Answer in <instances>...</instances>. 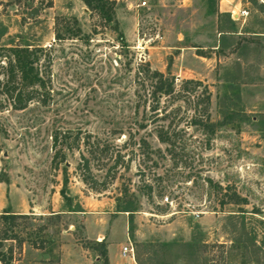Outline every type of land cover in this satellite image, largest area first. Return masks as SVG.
<instances>
[{
	"label": "rangeland",
	"instance_id": "rangeland-1",
	"mask_svg": "<svg viewBox=\"0 0 264 264\" xmlns=\"http://www.w3.org/2000/svg\"><path fill=\"white\" fill-rule=\"evenodd\" d=\"M138 1H112L114 30L81 0H0V46L42 47L46 79L43 101L14 110L0 69V213L24 214L0 218L16 239L0 249L55 264L61 244L97 255L107 234L137 264H264V40L245 33L264 30V0ZM146 67L205 85L206 125L186 91L151 110ZM116 203L134 205L129 222Z\"/></svg>",
	"mask_w": 264,
	"mask_h": 264
},
{
	"label": "trees",
	"instance_id": "trees-1",
	"mask_svg": "<svg viewBox=\"0 0 264 264\" xmlns=\"http://www.w3.org/2000/svg\"><path fill=\"white\" fill-rule=\"evenodd\" d=\"M81 2L90 10H93L96 15L103 21V23H113V29L116 30V22L113 17V2L110 0H81ZM69 35L77 36L79 34V28L74 26L73 29L68 30ZM54 38L56 40L61 39V35L55 31ZM42 54V47L27 45H11L0 46V69L3 73V81L1 82L2 92L5 96V101L9 103L10 107L14 110H21L27 106L29 102L34 99L43 101L44 90L46 87L44 60L39 62ZM138 73V72H137ZM139 86L142 88L144 85H148L149 90L143 95H148L153 100L152 105L149 107L151 110H155L161 97H178L180 92L186 91L189 95L194 94V110L198 112L193 118V124L205 126V121L208 118V106H209V92L205 85L200 81L194 79H182L180 87L176 90L173 82V76L165 75L157 70H149L147 67L137 76ZM191 86L192 88H189ZM201 86L197 92L196 88ZM140 97V94H137ZM156 139L166 145H171L172 133H168L167 130L162 128L155 131ZM143 146H147L144 140H141ZM64 160V152L61 148L54 150L51 161L52 163L62 162ZM85 162V159H83ZM65 167H62V179L61 188L58 190L60 196L69 202V197L64 194V186L66 177L64 175ZM146 186V193L149 194L151 187L149 184H143ZM231 199H237V196L232 193L229 197ZM117 211H124L127 213V222L131 219V213L134 211V205L130 203L119 204L116 203ZM24 216V214L10 213L8 207L0 213V218L6 221H12L13 218ZM13 239L16 241L15 236H2L0 237V247L3 240ZM90 247L97 250V255L101 258V264H107L105 243L103 239L94 241L90 244ZM15 260L13 251L10 246L5 250L0 249V264H13Z\"/></svg>",
	"mask_w": 264,
	"mask_h": 264
},
{
	"label": "crops",
	"instance_id": "crops-1",
	"mask_svg": "<svg viewBox=\"0 0 264 264\" xmlns=\"http://www.w3.org/2000/svg\"><path fill=\"white\" fill-rule=\"evenodd\" d=\"M240 31L235 30V33H233L234 36L242 35L240 33ZM242 33H244V32H242ZM245 33H248L247 35L252 39V41H256V43H258L257 40H261V39H262V41L264 40V30L252 28L250 31H247ZM238 39L239 38L235 39L236 47L239 45L238 41H237ZM52 209H54V208H50V210H52ZM51 214L55 215V214H57V212H52ZM117 217H119V214H117V216H115V218H117ZM126 220L127 219L124 217L120 218L121 223H122V221L124 222ZM99 236L103 239V241L105 243L107 264H127L128 263V260L126 258H123L120 255V248L125 243V237L122 241H118L115 244H113V243L108 242L107 234L105 235V237L101 234ZM95 239H96V241H99L97 239V237ZM29 250H30L29 251L30 255H33L37 251V249H29ZM26 253H27V249H25V247H22L20 258L14 260L13 264H50V263L45 262V261H29L26 263L24 261L26 259L25 258ZM134 254H135V252H134ZM55 264H99V262H98V255H96V254H89L88 251H84V252L79 251L77 248H75L73 246L68 247L67 245L61 244L59 247V250H58L57 262Z\"/></svg>",
	"mask_w": 264,
	"mask_h": 264
},
{
	"label": "built area",
	"instance_id": "built-area-1",
	"mask_svg": "<svg viewBox=\"0 0 264 264\" xmlns=\"http://www.w3.org/2000/svg\"><path fill=\"white\" fill-rule=\"evenodd\" d=\"M113 1V0H110ZM145 5L144 0H140L135 3L136 7H142ZM245 13L244 11H241V15ZM120 255L123 258H126L128 260L127 264H136L135 262V254H134V248L128 237H125V243L120 248Z\"/></svg>",
	"mask_w": 264,
	"mask_h": 264
}]
</instances>
